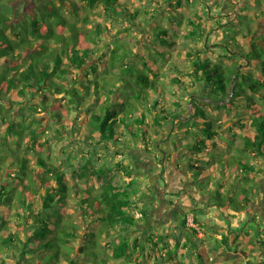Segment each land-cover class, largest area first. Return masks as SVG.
<instances>
[{
  "label": "trees",
  "instance_id": "trees-1",
  "mask_svg": "<svg viewBox=\"0 0 264 264\" xmlns=\"http://www.w3.org/2000/svg\"><path fill=\"white\" fill-rule=\"evenodd\" d=\"M19 1L26 2L0 0V264H57L62 259H65L67 264H118L119 259L126 264H146L149 257L152 262L149 264H185L179 258L181 245L197 252L201 261L204 260L203 255L210 258L203 246L197 249L193 247L202 228H208L204 221L195 216L193 220L198 227L187 225V216L181 214L185 228L182 230V236L186 238L185 242L179 239L182 236L177 235V232L149 233L151 227L144 229L139 225L137 211H141L142 216L149 219L151 209L147 197L143 198L141 203L135 197V184L139 181L135 170L140 162L137 155L130 153L132 165H127L123 160L112 163L105 160L106 156H115L117 152H114L113 148L120 150L119 153H129L133 148H141L139 144L144 146V142V147L149 153L156 151L157 143L153 137L154 140L151 141V123L143 106L133 102V95H136L137 100H143L150 95L148 88L161 92L162 87L155 79L160 74V71L156 72L157 65L150 66L155 74L153 78L143 70L149 64L148 57L140 56L139 60L135 59V55H131L128 60L125 54H121L122 49H127V45L119 41L112 43V48L106 47L102 55L99 54L96 48L100 46V38L105 30L102 23H97L94 30L85 31L77 20L71 21L64 16L62 8L69 7L71 14L79 20L84 3L91 7L104 5L108 19L115 21L122 17L124 25L119 32H127L128 35L136 28L141 15L149 14V11L130 7L124 0H36L35 10L22 14ZM177 5L182 6V1ZM208 9L211 10L210 7ZM246 12L249 11L246 9ZM261 12L264 15V8ZM83 20L88 22L89 16H84ZM189 22L193 27L187 34L188 38L198 37L199 32L204 34L200 16L190 18ZM258 27L259 29L249 24L245 36L252 35V39L248 47L239 44L240 48L231 53L235 58L233 67L224 68L220 61L198 52V59L194 64H191V61L195 56L190 59L191 69L179 67V64L174 62L170 67L180 72L177 75H167V82L179 85L177 91L184 90L190 98V88L195 87V82L203 83L205 88H209V93L206 91L211 101L209 104L236 116L237 126L250 128L240 132L229 128L221 133L219 129L222 125L215 127V121L208 119L210 116L200 105V99L191 100L192 105L183 115H171L165 105L169 97L164 98L161 110L156 112L152 119L156 126L168 124V120H174L179 126L181 120L185 121L180 129L184 130L187 137L194 138L195 142L190 143V148L194 154L198 153L197 161L191 163L190 167L199 170L195 179L197 184L204 188H207L208 181L213 179L205 165V160L209 159L206 153L210 147L216 148L217 151L210 153L218 156L222 148V136L229 137L226 143L238 160L235 168L237 176L226 177L224 183L220 176L214 174L215 187L209 191L212 204L222 211L248 210L258 193L259 186L256 187V184L264 169L253 160L258 157L264 159V17ZM156 28H159V37L170 33L169 28ZM235 30L239 31L240 28L235 27ZM163 40L167 44L169 42L171 47L176 46V41L165 37ZM231 42L228 44L232 45ZM236 43L235 41L234 45ZM227 49L231 50L229 47ZM161 52L166 54L167 51L159 50V53ZM141 60H144L143 66ZM101 68L104 73L102 78L98 76ZM187 77L190 78L189 82L185 80ZM29 92L39 99L37 105L19 101L22 95ZM256 97L260 101H257ZM158 102L157 100L153 106H149L150 110L156 107ZM193 106L196 109L193 110ZM14 108L15 112L9 115ZM246 108L252 111L250 119L243 116L242 112ZM50 111H53V114H50ZM72 111H75L73 115ZM45 112L48 115L40 116ZM49 119L48 131L53 129L51 123L57 122L59 127H55V131L61 135L67 128L65 123L71 122L73 133L68 130L67 134H72L74 139H80L83 149H87L82 155V163L71 164V171L72 175L82 182L89 181L92 176L100 180V190L97 194H93L92 189H83L86 195L76 198L84 216L81 219H85L89 213L98 214L94 218L102 225L98 231L86 229L84 233H80L79 228L82 225L76 222L71 212L69 213L70 190L74 187L68 183L69 177L64 168L60 169L39 156L36 162L43 166V171L39 172L31 158L19 152L18 148L26 136L29 149L37 150L44 146V141L37 137L41 133L40 128L45 126L41 121L46 122ZM82 119L86 121L85 127L90 135L78 137L75 133L80 128L79 120ZM199 121H202L200 127ZM231 133L239 135L242 144L237 145L232 140ZM151 142L153 145L149 144ZM13 144L17 145V149ZM102 144H105L106 156H103V163L96 167L95 161L101 156L98 148ZM159 162H163L162 156ZM8 168H13L14 172L7 173ZM115 170H124L130 177L129 182L115 181ZM3 175L11 179L2 181ZM14 180H19V183L15 184ZM251 191L253 194H250ZM149 192L153 191L150 189ZM36 199L40 202L37 211L33 207ZM235 199H239V202H234ZM24 210H30L32 213L26 214ZM178 213L180 214L175 212L172 218ZM26 218H29L30 222ZM253 220L258 222V219ZM138 229H142V237L132 238L133 232ZM111 230L119 232L118 239L111 240L112 253L102 256L98 248V236L103 232L110 234ZM23 232L27 234L26 237ZM231 232L233 233V230ZM234 232L237 233V230ZM250 232L247 230L246 234ZM221 233V250L218 251V243L213 248L229 258V253H236V244L239 241L234 245L235 239H232V235L228 232ZM76 238L82 239L79 248L71 245ZM262 241L264 239L260 238V242ZM10 245L15 250L8 253L5 247Z\"/></svg>",
  "mask_w": 264,
  "mask_h": 264
},
{
  "label": "rangeland",
  "instance_id": "rangeland-1",
  "mask_svg": "<svg viewBox=\"0 0 264 264\" xmlns=\"http://www.w3.org/2000/svg\"><path fill=\"white\" fill-rule=\"evenodd\" d=\"M127 2V4L130 7H140L142 9H148V11L156 10L158 8L155 6L154 2L162 1V9L160 12L165 13L167 10L165 7H170L169 10V18L167 21L163 18L161 20L163 21V24H160L161 26H168L169 22V29L170 33L163 34L161 37L157 34V31H159V28L156 30H153L154 27L153 23L149 22L150 18L146 13H144V17L137 22L136 28L131 31V34L128 35L127 32H124L123 34H120L119 30L121 29L122 25H124V21L121 19L122 17H119L118 20L115 21L113 19L110 20L107 17V13L105 12V6L104 5H97L95 7H91L87 3H84V10L82 11L81 18L79 20L77 17H74L71 12L70 8H62V13L64 16H66L71 21H78L79 24L82 25V28L85 31L94 30L97 23L101 22L104 27V33L102 34V37L100 38V46H98L96 49L98 50L99 54H103L106 50V47L112 48V43H115L116 41L123 42L127 46V49H122L121 54H125L126 58L129 60L131 55H135V59L140 60V56L142 58L148 57L149 64L147 67H144L143 70L146 72V74L155 77V74H153L150 66L152 64H156L158 67V70L156 69V72L160 71V74H158V77H156V81L161 85L162 89L161 92L158 93L155 89L152 90L151 88H148V92H150V95L147 99L143 100H137L136 95H133V102L136 103L138 106L144 108V111L146 113V117L148 121L151 123V141L154 140L157 143L156 151L155 152H148L145 149V142L142 144H139L142 148L140 150H135L133 148L129 153H119L120 150L116 151L115 148H113L114 152H117L115 156H106V149L105 144H102L98 149L100 150V158L95 161V166L99 167L101 163H103V156H106V161H109L112 163V161H118L123 160L125 163L132 165L133 162L131 161V155L130 153H134L135 156H139L141 158V162L137 164V167L135 170L136 175L139 179V181L135 184V187L137 189V193L135 194L136 200H138L140 203L144 201V199L150 201V218L146 219L143 216H137L139 225H142V227L147 228L151 227L149 233H156V232H170L174 228L172 223L167 222L173 217V214L175 212H179L180 209L177 206V193L176 192V180H180L183 178V174H185V171L187 169H183L179 171L178 169H175L176 172H173V167L175 165L174 160L177 159L178 156H180V152H184L183 155L185 158V161L191 160L192 163H195L198 158V153L194 154V152L190 148V143L195 142L194 138H189L186 136L183 129H180L184 126L185 121H180L179 126L175 123L174 120H168V124H164L162 126H156L152 123V119L154 117V114L156 112H159L161 110V102L164 98H168L166 101L167 112L171 115H174L176 113H185L188 111L189 106H191V100H201L202 103L200 105L206 110V112L209 114L210 120L215 121L217 127L218 124L222 125V127L219 129V131L222 133L225 130H229V128L236 129L237 131H243L245 128H250V126H246L244 129L240 125H236V116L229 113L227 110L218 108L216 106H213L209 104L211 102L208 99V95H206V91L209 90V88H205L204 84L201 82H195V87L190 88L192 97L190 98L189 95L184 92V90L177 91L178 88H180L179 85H176L175 83L167 82V75H177L180 71L173 69L170 67L173 65L174 62L179 64V67H183L185 69H191L192 66H189L191 57H188L189 54H187V51H191L190 56H195L194 59L191 61V64H194L195 60H197L198 56L197 53L201 52L208 56H210L212 59L216 61H220L224 68L233 67L235 58L231 56L232 52L237 51L240 47L238 45H242L244 47H248L249 41L252 39V35L245 36V33H248V27L249 24H251L253 27H256L259 29L258 24L262 21L264 15L262 14V9L264 8V0H220L218 3H214L212 1L205 2L207 0H181L182 1V10L184 17L181 19V9H177V4L170 6L168 0H124ZM20 3V9L22 11V14L26 11H34L35 7L37 6L36 0H26V2L19 1ZM208 7L211 8V10L207 9ZM165 9V10H164ZM246 9L249 12H246ZM158 10V9H157ZM257 13H254L256 12ZM153 13H156V11H152ZM158 13V12H157ZM198 15L201 17V20L205 23L204 27H201V30L204 31L203 33L199 32V37L192 38L190 40H187L185 38L186 33L185 31L190 27L188 26L186 21H188L190 18L193 17V15ZM88 15L89 20L88 22L83 20V17ZM140 23V25H139ZM166 26V27H167ZM202 26V25H201ZM178 27H181L180 33L177 31ZM199 27V25H198ZM235 27H239L240 30L236 31ZM162 29V28H160ZM176 41L177 43L175 47H171L170 43H165L163 38ZM235 37V38H234ZM232 41L233 44L229 45L228 42ZM235 41L237 42L236 45ZM231 42V43H232ZM192 43L196 45L195 47H192ZM137 44V45H136ZM131 48H130V47ZM230 48L231 50H228L227 48ZM161 51H167L159 53V50ZM133 50V51H132ZM154 52L153 54H151ZM98 54V55H99ZM120 54V55H121ZM104 56V55H103ZM102 56V57H103ZM240 61L244 63V61L241 59V57L238 58ZM238 60V61H239ZM141 65H144V60L140 61ZM190 64V65H191ZM155 73V72H154ZM101 78L104 76V73L101 71L99 75ZM167 77V78H166ZM187 82L190 81V78L187 77L185 79ZM118 85V84H117ZM95 87V83L93 85ZM138 92V91H136ZM157 92V93H156ZM173 92H179V93H173ZM209 93V91H208ZM181 96H180V95ZM167 95V97H165ZM103 99V98H102ZM159 101L157 106L152 108L150 110L149 106H153L155 101ZM257 101H260L258 97H256ZM19 101H24L28 105H37L39 103V99L34 96L31 92H29L26 95H22V97L19 98ZM206 102V104L204 103ZM198 103V102H197ZM44 107V106H43ZM196 109L195 106H193V110ZM40 111V110H39ZM15 112H7L9 115L13 114ZM72 115L75 111H72ZM17 113V112H16ZM45 113L40 114V116L48 115ZM243 113V116L245 119H250V115L252 113L251 109L246 108V110ZM50 114H53V111H50ZM235 119V120H234ZM173 121V122H171ZM41 123H45V126L41 129V133L38 135V139H41L44 141V146L42 148L39 147V149H29V143H28V137L26 136L23 139V143L19 149L20 154L29 156L31 158L33 164L37 167L38 171H43V166H40L37 164L36 159L39 156H42L45 158V160L48 163H53L58 168H64L67 171L68 174V183L74 187L73 190H70V196H69V204H68V211L69 213H72V216L76 218V222L79 223V225H82V227L79 228L80 233H84L86 229L98 231L101 228V222L94 220V218L98 215L97 213H89L85 217V219H81V217H84L78 207L77 199L84 197L86 194L83 192V189H92L93 194H97L98 190H100V180H96L95 177H91L89 181H79L77 178H75L72 175V168L71 164L80 165L82 163V155L86 153L87 149H83V144L79 142L80 139H74L72 137V134H67V131H72V127L70 124L71 122L65 123L67 128L64 131V134L61 135L60 133L56 132L55 127H59L58 123H51L53 129H50L51 131H48V126H50V119L46 122L44 120L41 121ZM199 127L202 126V121H199ZM79 126L77 133H75L76 136L82 135V137L89 136L90 132H87V129L85 127L86 121L84 119L79 120ZM45 130V131H44ZM44 131V132H42ZM201 134L202 131H199ZM73 133V131H72ZM232 140L235 141L237 145L242 144V140L239 137V135L232 134ZM154 139H153V138ZM192 137V136H190ZM219 138V137H218ZM228 136H222L221 139H223L222 148L220 149V154L218 156H213V154L210 153V151H217L215 148H209L208 149V156L209 159L205 160V165L207 168H209L211 172V178L212 181H208V189L211 190V188L215 187L216 180L214 178V174L220 176V180L222 182H226V177L231 178L232 176H237V171L235 172V168L238 164V160H236V157L232 155L230 146L226 143V140L228 139ZM1 141V139H0ZM12 144V141H10ZM150 145H153V142L149 143ZM230 144V142H229ZM13 146H15L13 144ZM94 147L95 146H90ZM17 149V145L15 146ZM106 151V152H105ZM14 152V151H12ZM165 158V163L160 165L159 167V158L160 157ZM203 154H201V157ZM217 159H214V158ZM148 159V160H145ZM188 162L190 163V161ZM255 162L262 165L264 167V159L262 157H258V159L253 158ZM150 161V162H147ZM154 161V163H153ZM159 162V163H158ZM158 165L157 167H155ZM181 166H183L181 164ZM134 167V166H133ZM194 176H198L199 170L198 169H191ZM7 173H13V168H8ZM217 172V173H216ZM6 173V174H7ZM115 181L119 183H128L130 180V177L126 175L124 170H115ZM168 174L167 180L164 179L165 175ZM160 177L161 185L164 186L163 188H159L156 184L157 176ZM196 176V178H197ZM222 176H224L222 178ZM185 177V176H184ZM11 178L3 175L1 176L2 181H9ZM169 179V181H168ZM15 184L19 183V180H14ZM218 182V181H217ZM259 186V190L257 195H255L254 201L252 206L246 210L245 214L240 212L238 213L239 218L234 219L233 216H230L232 213L230 210L226 209L224 214L223 211L217 206L214 208V210H211V218L210 222H219L225 223L226 229L221 230L223 233H227L229 235H232L235 239V243L237 245L236 253H229V258L226 257V255H223L222 253H209L210 258L205 255L203 258L207 261L208 264H264V241L260 242V239H257L258 237H262L264 239V232L261 231L259 228L260 225L264 226V169L261 173V178L258 180V183L256 184V187ZM153 192H149L150 189ZM79 189V193H77V190ZM96 189V190H95ZM149 189V190H148ZM179 189V188H178ZM181 190V189H179ZM250 194H253V191L250 192ZM167 196V197H166ZM166 197V198H165ZM77 198V199H76ZM144 198V199H143ZM234 202H239V199H235ZM18 204V201H17ZM40 206L39 200L36 199L34 202V209L35 211L38 210ZM25 211V210H24ZM217 212V215L216 213ZM26 214L32 213L30 210L25 211ZM80 213V216L77 217V214ZM141 213V211H137V214ZM136 214V215H137ZM228 218H226V217ZM258 219V222H256L253 219ZM17 220H20L18 217H16ZM24 219V218H23ZM174 219L182 220L181 214L178 213ZM241 219L243 221H241ZM25 220V219H24ZM28 222H30L29 218H26ZM189 224L192 226H195L196 223L193 220V216H189ZM240 220V221H239ZM21 221V220H20ZM251 222V223H250ZM14 223V222H13ZM248 223H250L248 225ZM259 225V226H258ZM241 226V227H240ZM244 229L246 231H242L240 233L234 232L236 229ZM228 228V229H227ZM230 228V229H229ZM227 230V232H226ZM233 230V233L231 232ZM247 230H250V234H246ZM240 231V230H239ZM207 233L208 236L211 238H208V242L205 244L211 247V251H214L216 240L215 235L211 231V229H202L199 233L201 237H204L202 234ZM24 236L26 237V233L23 232ZM119 232L111 230L110 234L108 233H102L98 236L99 242V251L102 254V256H107L110 253H112V248L110 246L111 240L113 238L118 239ZM143 232L142 229L135 230L133 232V237H142ZM203 235V236H202ZM240 235H247L251 237V240L248 238L246 240H242L241 238H238L237 236ZM231 242V240H230ZM17 243V242H15ZM71 245H74L76 247H80L82 245V239L76 238L73 240ZM204 243L202 241V238H197V240L193 243L194 249H197V247L203 246ZM222 244H219V246ZM256 245V247H253ZM208 249V248H207ZM5 250L8 253H11L12 250H15L14 247L11 245L8 246V248L5 247ZM246 250V251H245ZM211 257H215L212 259ZM226 257V258H225ZM151 258L146 260V264H149L151 262ZM1 260V258H0ZM118 264H126L123 262V260L119 259L117 260ZM152 263V262H151ZM57 264H67V261L65 259L60 260L57 262ZM132 264V263H131Z\"/></svg>",
  "mask_w": 264,
  "mask_h": 264
},
{
  "label": "crops",
  "instance_id": "crops-1",
  "mask_svg": "<svg viewBox=\"0 0 264 264\" xmlns=\"http://www.w3.org/2000/svg\"><path fill=\"white\" fill-rule=\"evenodd\" d=\"M179 1L180 0H170L169 4H170V6L176 5ZM209 1H212L214 3H218L220 0H209ZM205 2H208V0L205 1ZM154 4H155L154 7L157 6L158 8H156V10H154V8H153L152 11H156V13H153L152 11H149V14H147L148 17L150 18L149 22L154 24L153 25L154 27L152 29L156 30V27L170 28L169 27V22H167L168 23V26L166 25L167 27L160 25V24H163V21L161 20V18L165 19L166 21L169 18V10L168 9H170V7H165L167 11L165 13H162V12H160V10L163 7L162 6L163 5L162 1L154 2ZM182 7H183V5L182 6L177 5V9L178 10L181 9V11H180V13H181L180 18L181 19L184 17V15H183L184 12L182 10ZM146 10H148V9H146ZM194 16H196V14L193 15V17ZM143 17H144V15L143 16L141 15L140 20ZM185 23H187L188 26H190L185 31V33H186L185 38H187V40H190L192 38H188L187 34L189 33V31L192 29L193 26L190 24L189 20L186 21ZM204 24L205 23L203 22L202 27H204ZM139 25H140V23H139ZM180 30H181V27H178L177 31L179 33H180ZM195 46L196 45H194L192 43V47H195ZM190 52L191 51H187V54H189L188 57H191V58L194 57V56H190L191 55ZM202 55L203 56H208V55H206L204 53H202ZM141 149L142 148H136L135 150H140L141 151ZM179 152H180L181 155L178 156L176 160H174L175 165L173 167V172H176L175 169H178L179 171H181L183 169L184 170L187 169V171H185V174H183L185 177L183 176V178H181L180 180H178V181L176 180L175 181L176 182V186H177L175 193H177L176 197H177V200H178L176 204H177V206L180 209L179 212H180V214L187 216L188 219H189V216H193V219H194V216H195L196 218H199L200 221H204L208 225V228L211 229V231L214 233V235H215L214 238L216 240V243L218 242V244H219V239H221L223 237V234L221 233V230H225L226 229L225 228L226 225H225V223H222L221 221H220V223L219 222L217 223L216 221L215 222H210L211 210L213 211L214 208L217 207L216 205L212 204V202H211V194L209 192L210 190L207 189V188H204L203 186H199L197 184L195 176H194L193 172H191V170H190V164L192 163V161H190L188 159L190 161V163L188 162V160L186 162L185 158H184L185 155H183L184 152H181V151H179ZM145 160H148V159H145ZM140 162H141V158H140ZM147 162H150V161H147ZM153 163H154V161H153ZM164 163H165V158H163V162L162 163L160 162V164H158L159 167H160V165L162 166V164H164ZM181 164L183 166H181ZM158 165H156L155 167H157ZM160 177L161 176L158 175L157 178H155L157 180L156 184L158 185L159 188H163L164 186H162L160 184L161 183ZM167 177H168V174L165 175L164 179L166 178V180H167ZM168 181H169V179H168ZM178 188L181 189V190H179ZM228 210H230L232 212L231 214H234V216L232 218H234V219L239 218V216H238L239 214L238 213H240V212H235L233 209H228ZM245 212L246 211H242V213H244V214H245ZM215 213L217 215V212H215ZM223 213L227 214V213H225V211H223ZM170 221H168V222L172 223V225L174 226V228L172 229L171 233L177 232V235H181L182 236V233H183L182 230H185L184 222L182 220H178V219H174V218H171ZM241 221H243V220L241 219ZM250 223H248V225ZM187 225L192 226V225L189 224V222H187ZM197 225L198 224L196 223L195 227H198ZM240 227H239V229H236L237 233H240V232L243 231V230H240ZM259 228L261 229V231L264 232V226L260 225ZM204 229H207V228L204 227ZM202 234H203V232H202ZM203 235H204V237H201L200 233L198 234V236L203 239L202 241L204 243L203 247L205 248V251L207 253H218V251L221 250L220 246L218 247V251L217 250L211 251V247L210 246L207 247L208 244L205 245L208 242V238L210 239L211 237L208 236L207 233H204ZM240 237H241L242 240H246L249 236L240 235ZM260 238H262V237H258L257 239H260ZM179 239H181L182 242H185V240H186V238L184 236H182ZM248 239L251 240V237H249ZM182 246L183 245H181V247L179 248V252H180L179 253V258L182 260L183 263H185V264H208L205 259L203 261H201V257L197 254V252H193L192 250H189V248H183ZM253 247H256V245H254ZM203 256H205V255H203ZM211 258H214V257H211ZM208 259H209V257H208Z\"/></svg>",
  "mask_w": 264,
  "mask_h": 264
},
{
  "label": "built area",
  "instance_id": "built-area-1",
  "mask_svg": "<svg viewBox=\"0 0 264 264\" xmlns=\"http://www.w3.org/2000/svg\"><path fill=\"white\" fill-rule=\"evenodd\" d=\"M137 216H142V213H138Z\"/></svg>",
  "mask_w": 264,
  "mask_h": 264
}]
</instances>
